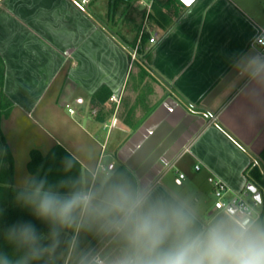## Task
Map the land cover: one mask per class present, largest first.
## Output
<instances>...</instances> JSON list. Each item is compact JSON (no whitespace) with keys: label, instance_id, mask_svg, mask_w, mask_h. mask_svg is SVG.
Listing matches in <instances>:
<instances>
[{"label":"crops","instance_id":"crops-1","mask_svg":"<svg viewBox=\"0 0 264 264\" xmlns=\"http://www.w3.org/2000/svg\"><path fill=\"white\" fill-rule=\"evenodd\" d=\"M162 2L148 15L124 5L115 18L97 0H0L2 91L27 115L41 108L55 127L46 151L61 145L91 174L84 193L149 189L185 202L197 226L240 221L214 209L213 180L227 199L246 197L249 182L264 197V64L252 44L264 3ZM256 211L264 222V207Z\"/></svg>","mask_w":264,"mask_h":264},{"label":"clouds","instance_id":"clouds-1","mask_svg":"<svg viewBox=\"0 0 264 264\" xmlns=\"http://www.w3.org/2000/svg\"><path fill=\"white\" fill-rule=\"evenodd\" d=\"M94 200L92 193L60 198L45 192L36 212L63 226H70L77 210L95 213L101 231L124 241L115 264H264V222L251 216L240 221L221 216L197 226L185 202L153 199L149 189L132 191L123 185ZM10 231L19 232L26 243L38 241L32 224Z\"/></svg>","mask_w":264,"mask_h":264},{"label":"trees","instance_id":"trees-1","mask_svg":"<svg viewBox=\"0 0 264 264\" xmlns=\"http://www.w3.org/2000/svg\"><path fill=\"white\" fill-rule=\"evenodd\" d=\"M162 1L164 7L180 3L179 0ZM154 8L156 10L157 7ZM159 14L162 16V13ZM162 17H165L164 13ZM2 86L3 66L0 63V121L2 117L10 114L13 107L12 101L3 93ZM260 157L264 160V150ZM13 169V156L0 129V264H64L69 252L72 256L80 253L76 260H69L68 264H95L89 263L93 255L90 250L103 232H96L98 225L94 213L84 212L80 217L81 211L77 210L70 226H63L40 218L36 212L39 200L45 192L66 198L88 191L91 174L84 171L79 162L59 144L54 145L46 154L38 150L31 151L27 162L30 178L24 187H13ZM122 173L120 179L123 184L133 182L130 173ZM256 173L259 174L257 169ZM259 177L257 176L256 181L262 183ZM101 189L97 192L95 184L91 193L100 194H96L100 199ZM129 189L132 190V187ZM23 224L35 226L38 235L35 244L24 242L19 232L10 231L12 227ZM105 238H112L113 243L123 250L124 241L118 235L107 233ZM34 249H39V252Z\"/></svg>","mask_w":264,"mask_h":264},{"label":"rangeland","instance_id":"rangeland-1","mask_svg":"<svg viewBox=\"0 0 264 264\" xmlns=\"http://www.w3.org/2000/svg\"><path fill=\"white\" fill-rule=\"evenodd\" d=\"M248 1L259 5L264 3V0ZM97 2L101 10V16L105 17L108 8L110 9L111 7L110 11L114 14L115 18H120L125 15V8H129L130 6L131 9V3L133 4L134 0H117L116 6L115 0H111V3L110 0H97ZM173 16L174 15L171 13L170 17ZM51 92L48 93L43 100V108L47 102L46 100L50 98ZM40 110L41 108L33 109L31 113L27 115V113L21 112L18 108L13 107L10 114L7 117H2L0 121L1 132L4 135L6 144L14 159L13 187L16 188L24 187V184L30 176L27 170V162L30 159L31 151L38 150L42 154L46 153L45 147L50 143V137L55 134V127L53 128V125L48 121L41 119ZM66 113L68 114V109ZM245 198L252 204L253 200L250 192H248ZM261 198L263 201L258 203L257 206L255 205L256 210H261L264 207V197L262 196ZM81 212L80 214L84 213ZM106 234L107 233L103 231V234L100 235V238L90 252L92 254H99L109 260H115L120 256L122 250L118 245H115L110 240H106ZM79 253L72 256L69 252L65 257L64 264H68L69 260L71 262L76 260Z\"/></svg>","mask_w":264,"mask_h":264},{"label":"built area","instance_id":"built-area-1","mask_svg":"<svg viewBox=\"0 0 264 264\" xmlns=\"http://www.w3.org/2000/svg\"><path fill=\"white\" fill-rule=\"evenodd\" d=\"M79 2L82 5H86L90 2V0H79ZM152 3L153 0H134L133 5L143 6L146 15H148L151 10ZM150 40L152 41L153 38H151ZM252 44L256 46L258 54L262 60V63L264 64V26H259L257 28V32L252 40ZM100 168L101 170H106V168L102 165L100 166ZM195 168L199 169V166L196 165ZM179 177L183 178V174H180ZM213 184L215 195L214 209L225 210L229 212L228 209L233 203L236 206V211L234 212V214L245 218L251 216L254 219L259 216L254 207V205L257 203L255 200H253V204H251L250 202H248V200H246L243 195H237L233 199H227L226 193L229 190L228 186L220 179L213 180ZM115 260H109L99 254H93L90 258V263L92 262L95 264H115Z\"/></svg>","mask_w":264,"mask_h":264},{"label":"water","instance_id":"water-1","mask_svg":"<svg viewBox=\"0 0 264 264\" xmlns=\"http://www.w3.org/2000/svg\"><path fill=\"white\" fill-rule=\"evenodd\" d=\"M181 3H183L186 6L191 5L195 0H179ZM246 188L252 193V198L255 200L257 203L261 202V195L260 191L256 189V187L252 183H247ZM229 212L234 213L236 211V206L232 203L229 207Z\"/></svg>","mask_w":264,"mask_h":264}]
</instances>
